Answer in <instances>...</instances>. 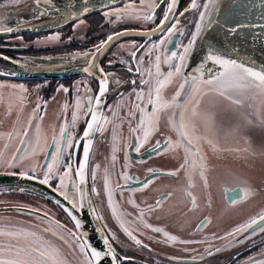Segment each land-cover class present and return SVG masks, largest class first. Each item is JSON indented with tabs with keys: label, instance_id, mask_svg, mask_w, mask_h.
<instances>
[{
	"label": "snow or ice",
	"instance_id": "1",
	"mask_svg": "<svg viewBox=\"0 0 264 264\" xmlns=\"http://www.w3.org/2000/svg\"><path fill=\"white\" fill-rule=\"evenodd\" d=\"M14 2L9 0L10 4ZM33 5L38 10V14L33 13L35 19L54 11L56 24L73 21V32L85 25V17L94 7L90 0H80L78 6L68 3L64 9L57 7L54 0H33ZM256 8L260 9L258 19L264 21V0L258 5L238 0H188L183 8L180 0H127L122 7L104 4L102 16L114 30L91 48L69 52L61 58V63L82 61L79 71L96 77L98 88L93 91L86 83L77 82L72 85L69 102V87L58 86L56 92L63 93L64 99L56 121L47 130L43 121L48 101L39 95L42 86L33 89L36 100L24 117L29 89L24 84L0 83V104L6 103L5 117L10 120L9 128L0 130V175L33 181L50 189L61 198L55 201L56 206L69 221L61 223L55 213L41 206L0 201L16 213L0 215V264H126L132 257L119 249L134 246L152 252L145 241L183 246L181 251L188 254L187 260L176 256L167 259L176 264H201L206 256L244 244L250 239L246 233L264 235V205L223 235L212 233L200 239L183 238L169 230L167 223L153 222L167 221L178 214L174 223L180 232L187 229L192 237L213 223L210 216H203L192 226L189 216L202 212V204L212 207L209 190L213 182H236V187L224 188L229 206L254 199L261 191L231 171L217 177L210 165L212 157L247 160L259 155L264 159V146L257 151L244 134L246 128L264 127V63L257 66L247 57L234 55L239 49L229 39L248 29L253 40H264V23L247 19L250 10ZM7 18L0 21V33L14 31L5 23ZM124 22L139 24L141 30H115ZM257 28L259 32L251 31ZM129 35L142 37L143 43H118L113 53L118 59H108V69L97 62L114 41ZM219 35L223 36L222 41L216 38ZM67 39L71 42L74 37ZM61 41V34L56 32L36 43ZM198 48L202 53L199 63L188 71ZM0 58L19 63L6 55ZM116 63L134 76L122 78L109 70ZM5 74L18 75L14 71L0 72ZM112 84L117 90L123 85H128V89L120 91L108 104L105 98ZM51 99L55 100V96ZM106 132L110 136V155L105 157L103 167L100 163L90 164L96 134L104 137ZM142 149L157 156L166 155L176 162L175 166L167 170L148 168L149 177L144 181L136 178L139 187H129L126 196L119 181L126 185L134 179L130 169L134 163L144 161L133 162L130 150L140 155ZM118 153L122 154V163ZM114 175L118 177L115 184ZM162 175L176 179L178 186L157 190L151 201L146 197L138 201L136 193H144ZM98 179L102 180V187ZM197 188L201 189L199 194ZM229 190L234 193L231 197H227ZM0 191L36 190L17 185ZM177 192L181 194L182 207L171 203ZM38 195L45 198L43 192ZM105 207L126 240H121L107 223ZM85 209L101 225L96 228L102 239L99 249L82 231L83 223L77 213ZM19 216L32 219L21 220ZM216 241L222 243L217 245ZM189 245L204 247L201 250ZM242 264H264V250L248 256Z\"/></svg>",
	"mask_w": 264,
	"mask_h": 264
},
{
	"label": "flooded vegetation",
	"instance_id": "2",
	"mask_svg": "<svg viewBox=\"0 0 264 264\" xmlns=\"http://www.w3.org/2000/svg\"><path fill=\"white\" fill-rule=\"evenodd\" d=\"M184 6H185V2L184 0H182V2L180 3V7L183 8ZM85 20H86L85 25L77 27L75 32H73L72 30L73 24L60 31H57L61 34L62 37V41L59 43H49V44L36 43L37 40H43L44 37L50 34L47 35L23 34L14 37L0 38V57L6 55L10 57L12 60H17L18 62H23L26 59L32 60L37 58H48V57L51 58L67 57V54L69 52L83 51L88 48H91L93 44L97 43L100 39L105 38L109 32L114 30L112 25H109L105 22L102 13L91 14L85 17ZM125 29L135 32L141 30V26L135 24L134 22H129V23L124 22L115 26V30L118 31H123ZM70 35L74 37V39L71 42H69L67 39V37ZM153 39H156V37H153ZM132 40H136L139 43H143V38L136 35H129L126 37H122L120 41H114L113 44L110 46V49L105 53L104 56L99 57L97 62L102 64V66H104L106 69H108V64H107L108 59H118V57L113 56V53L117 51V44L118 43L126 44L127 42ZM109 70L116 71L117 74L120 75L122 78L130 79L134 76V74H126L123 69V66L120 65L119 63L114 64L112 68ZM0 72L8 73L4 69H2L1 64H0ZM77 82L86 83L89 87L93 89V91H95L98 88L96 77L88 78V77L73 76L68 78L60 77L56 80H26V79H16L12 75H7V74L0 75V83L24 84L25 87L29 89L30 92V95L28 97L29 103L27 104V107L23 114L24 117H27V115L31 112L33 103L36 100V93L33 92V89H35L36 85L42 86L39 89V95L43 97L44 100L48 101L46 115L43 121L46 130L49 124L56 121V117L60 109V104L63 102L64 99L63 93L56 92L57 87L60 85L69 87L70 92L68 95V100L69 102H71L72 85ZM81 86L83 87V85ZM127 89H128V85H123L118 90L116 89V86L114 84L110 85V91L107 97L105 98L107 103L112 104L118 93L120 91H126ZM53 96H55V100L51 99ZM5 109H6V103L0 104V118H1L0 120L3 121V126L0 127V130H5L4 127H6L7 130L10 126V120L5 117ZM106 111L107 109H105V112ZM4 123H6L5 126ZM125 132H126V126H125ZM109 139L110 136L109 133L107 132L105 133L104 137H101L99 134H96L93 143V153H92V158L90 160V164L100 163L103 167V164L105 163V157L110 155V149L108 144ZM106 149H108L107 154H106ZM144 151L145 150L142 149L140 155L135 153L134 157L142 156ZM118 157L121 158V163H122V154L118 153ZM134 157L130 156L133 162H135ZM150 167L167 170L173 168L174 166L172 160L169 159L166 155H160V156L155 155L154 157L149 159L145 157L143 164L134 163L132 169H130V174H132L135 179L128 181L126 185L123 180L119 181L121 185H124V191L126 196L128 194L129 187H133V188L139 187L136 183V178H139V180L143 181L145 177L150 175L149 173H147V169ZM116 171L117 173L120 171L119 163L117 164ZM117 179L118 177L116 175L112 177L114 184L117 182ZM90 183L91 181L89 179V184ZM98 184L102 187V180L98 179ZM177 186H178V181L176 179L172 177H168L166 175L160 176L159 179H154L153 185H150L149 188L146 189L144 193H136V198L139 201L140 199L146 197L151 201L158 194L157 190L164 191L169 188H175ZM175 198L177 204L180 207H182L183 205L181 200V194L179 192H177ZM0 201H9L14 203H28L33 205L34 207L41 206L50 209L53 213H55L56 218L59 219L61 223L67 224L69 222L68 218L63 213V211L59 209L54 203L39 199L34 195L2 194L0 195ZM236 206L237 205L229 208H235ZM202 207H203L202 213L207 214L208 208L205 207L204 205H202ZM6 208H10L8 204L0 203V214L7 213ZM104 215L109 226L113 230L117 231L114 225L115 222L110 218V213L107 211L106 207L104 208ZM189 216L190 219L192 217L195 218L194 220H192L195 223L198 222L199 219L203 218V216L199 215V212H197L195 215L189 214ZM153 222L159 224V221L153 220ZM161 224H165V222L163 221ZM192 226H194V224ZM214 226L215 224L212 223L211 225H209L207 229L204 230L203 233H197L192 237L188 236L187 229H185V231L183 232H180L179 227L173 226L172 224L168 225V229L171 230L174 234L181 235L183 238L200 239L202 238L203 235H211L212 233H214V230H211L212 227ZM231 228L232 227H230L229 229L221 228V230L217 231V234L223 235ZM118 235L120 236L121 240H125L119 233ZM145 242L149 243L150 246L153 248L152 252H148L147 250L141 251L135 248L134 246L126 247L124 249H119L122 253L126 252L127 255L132 257V259L126 262V264H156L157 261H159L160 264H176L175 261H170L167 259V257L169 256H176L181 260L188 259V254L183 253L181 251L183 246L167 247L160 244H153L150 241H145ZM188 247L202 250L204 246L189 245ZM262 250H264V235L258 234L253 238L247 240L242 246L235 247L229 253L226 252L227 254H224L223 256L222 255H212L210 257L206 256L205 259L201 262V264H242V262L246 260L248 256L257 255Z\"/></svg>",
	"mask_w": 264,
	"mask_h": 264
},
{
	"label": "water",
	"instance_id": "3",
	"mask_svg": "<svg viewBox=\"0 0 264 264\" xmlns=\"http://www.w3.org/2000/svg\"><path fill=\"white\" fill-rule=\"evenodd\" d=\"M79 2L80 0H54L56 6L61 9H64V7L68 3H73L78 6ZM125 2H127V0H90V3L94 5V7L90 9V12L87 14V16L94 13H102L104 4H110L111 7H122ZM181 2L182 0H180V3ZM238 2L241 3L247 2L249 4L255 3L258 5L260 3V0H238ZM250 11H251V15L247 17L249 21L255 23H264V21L258 19L260 14L259 8ZM33 13L38 14V10L33 5V0H15V2L11 4L9 3V0H0V21H4V18L8 17L5 23L7 24V26H10L14 29L12 33H0V38L14 37L23 34L47 35L60 31L73 24V21L71 20H69L68 22L62 21L60 24H56L54 22V17L57 14L54 11L50 16H45L40 19H35ZM237 18L243 19L244 17L238 16ZM125 23H129V22H125ZM251 31L259 32L260 29L257 28ZM216 38L221 41L223 40L222 35H219ZM229 39L231 40L232 45H235V47L239 49V52L234 53V55L247 57L248 59L255 61L257 66H259L261 63H264V40H253L250 34V30L242 29L240 30L239 35L229 37ZM232 45H229V51H231ZM201 56L202 53L198 48L192 57L188 71H191V68L199 63ZM61 58L62 57H54L51 58V60L47 58H37L32 60L26 59L23 62H19L17 64H13L11 63V61H5L2 58H0V64L2 66V69L7 71L8 73L13 71L18 73V75L15 76L12 75L16 79L56 80L60 77L68 78L73 76L90 78V76H87L86 74L79 71V68L82 66V61L79 63L77 62L61 63ZM25 65L27 70H25L24 67ZM5 125L6 123H4V126ZM4 128L6 130V127ZM244 134L257 151H259L260 148L264 146V127L257 125L254 127L246 128ZM241 146H243V142H241ZM134 154H135L134 151H130L131 157H134ZM155 155H156L155 153H149L147 151H144L142 156L134 157L135 159L134 161L141 159L144 161L145 157L149 159L154 157ZM172 162H173V166H175L176 162L173 160ZM238 162H241V164H238ZM210 165L213 166V170L217 177L223 176L226 172L231 171L241 177L247 178V180L251 184L256 186L258 189H261V191L254 199L250 198L246 202H241L237 204L235 208H229L232 206H229V204L227 203V198L225 195L224 188L227 187L228 189H232L236 187V182L231 180L227 181L224 184L213 182L212 187L209 190L212 201V207L210 209L208 208L207 214L199 212V215L210 216L212 218V221L215 224V226L212 227L211 230H214V233L217 234V231L221 230V228L229 229L230 227H233L237 223H240L243 220L247 219L248 216L257 212L259 208L262 205H264V184L261 183V181L264 180V159H262L259 155H257L256 157H249L247 160L235 159L231 156L222 159H216L212 157L210 159ZM248 166L250 168H248ZM148 177L149 176L145 177L144 180L147 179ZM17 185L19 186L29 185L32 188H34L36 191L28 192V193H19L18 191L15 193L0 191V195L2 194L34 195L39 199H41L38 193L43 192L45 193V198L42 200L52 202L55 205H56L55 201L57 199H61L57 197L55 193H52L50 189H47L44 186L37 185L33 181H23L20 180L18 177L0 175V189L16 187ZM197 192L199 194L201 192V189L197 188ZM232 195H234V193L231 190H229V192L227 193V197H231ZM171 203L177 204L175 197L173 198ZM6 211L7 213L5 214L1 213L0 215H13V216L16 215V213L12 210L11 207L6 208ZM77 216L82 220L83 223L82 231L87 232L90 243H92L94 246H96L99 249L102 246V239H101V234L96 232V228L100 227L101 225L88 213L87 209H85L83 212L77 213ZM18 218L21 220L32 219L28 216H19ZM177 218H178V214L174 215L167 221L165 220L159 221V224H161L164 221L165 223H168V225L172 224L173 226L179 227L176 223H174V221ZM194 219H195L194 217L191 218V225L195 224V222L192 221ZM116 229L118 233L126 240V237H124L123 234L119 232L118 228ZM245 235L249 236L250 239L254 237L251 236L250 232L246 233ZM247 240L249 239H246L245 242ZM220 243L222 242L216 241L217 245ZM242 245L243 244H237L232 248L222 250L221 252L215 253L214 255L223 256L224 254L231 252V250L234 249L235 247Z\"/></svg>",
	"mask_w": 264,
	"mask_h": 264
},
{
	"label": "rangeland",
	"instance_id": "4",
	"mask_svg": "<svg viewBox=\"0 0 264 264\" xmlns=\"http://www.w3.org/2000/svg\"><path fill=\"white\" fill-rule=\"evenodd\" d=\"M184 2H185V5H186V3L188 2V0H184ZM47 129H48V127H47ZM108 153V149H106V154ZM238 164H241V162H238ZM248 168H250L249 166H248Z\"/></svg>",
	"mask_w": 264,
	"mask_h": 264
}]
</instances>
